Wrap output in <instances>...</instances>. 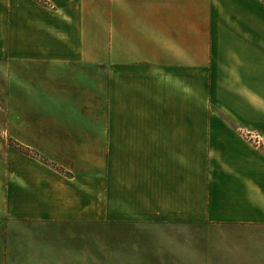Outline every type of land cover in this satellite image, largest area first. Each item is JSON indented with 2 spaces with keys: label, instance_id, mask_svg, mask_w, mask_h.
<instances>
[{
  "label": "crops",
  "instance_id": "crops-1",
  "mask_svg": "<svg viewBox=\"0 0 264 264\" xmlns=\"http://www.w3.org/2000/svg\"><path fill=\"white\" fill-rule=\"evenodd\" d=\"M44 1L0 0V264H264V0Z\"/></svg>",
  "mask_w": 264,
  "mask_h": 264
},
{
  "label": "rangeland",
  "instance_id": "rangeland-1",
  "mask_svg": "<svg viewBox=\"0 0 264 264\" xmlns=\"http://www.w3.org/2000/svg\"><path fill=\"white\" fill-rule=\"evenodd\" d=\"M6 59L8 60V58ZM4 68L5 67L2 64H0V85L6 84L5 93L0 94V120L2 121L5 120L4 104H8V101H9V105L7 107L9 108V111L7 112V114L11 121V118H12V113L10 109L11 108V101H10L11 99V71L10 69L9 71H4L3 70ZM0 91L2 90L0 89ZM246 130L248 132H251L250 129H242V130L240 129V133L246 140H248L253 145H255V143L249 137L244 136V132H246ZM5 133L6 132L4 130V125H1V121H0V192H1V187L5 189V186L6 187L9 186V180H8L9 174L8 173H9L10 153H11L12 148L17 149L16 142H12L10 138L5 135ZM262 149L264 150V148ZM25 153H28V152H25ZM6 191H7V188H6ZM0 196H1V193H0Z\"/></svg>",
  "mask_w": 264,
  "mask_h": 264
},
{
  "label": "built area",
  "instance_id": "built-area-1",
  "mask_svg": "<svg viewBox=\"0 0 264 264\" xmlns=\"http://www.w3.org/2000/svg\"><path fill=\"white\" fill-rule=\"evenodd\" d=\"M37 1H40L41 3H46L44 0H37ZM244 136H247L249 137L254 143L256 146H260L262 148H264V140L261 138L260 134L256 131H252L251 132H248L246 130V132H244Z\"/></svg>",
  "mask_w": 264,
  "mask_h": 264
}]
</instances>
